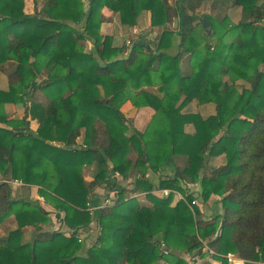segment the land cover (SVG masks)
<instances>
[{"label": "trees", "instance_id": "obj_1", "mask_svg": "<svg viewBox=\"0 0 264 264\" xmlns=\"http://www.w3.org/2000/svg\"><path fill=\"white\" fill-rule=\"evenodd\" d=\"M32 1L28 14L24 0H0V75L13 66L0 88V226L16 222L0 237V264H188L185 254L205 258L204 243L221 264L228 253L264 264V0H230L248 16L237 24L200 16L202 0H87L86 10L84 0ZM105 10L126 29L149 13L152 43L115 46L101 33ZM84 34L95 55L81 45ZM194 101L212 104L214 114L184 113ZM126 103L154 111L142 131L129 133ZM8 104L22 106V118H11ZM217 159L224 162L212 167ZM171 165L173 175L154 183L151 175ZM110 172L134 178L133 186L96 212L97 236L86 245L79 231L92 224L88 203L96 190L113 189ZM4 179L36 187L43 202L12 198ZM183 183H199V205L190 209ZM212 196L222 213L206 217L201 207ZM52 218L67 233L50 229Z\"/></svg>", "mask_w": 264, "mask_h": 264}, {"label": "rangeland", "instance_id": "obj_2", "mask_svg": "<svg viewBox=\"0 0 264 264\" xmlns=\"http://www.w3.org/2000/svg\"><path fill=\"white\" fill-rule=\"evenodd\" d=\"M24 1H25V12L28 14H32L34 12L33 1L32 0H24ZM176 1H178V0H169V2L171 4H174V2H176ZM84 3L86 6V8H85V10H86L88 1L84 0ZM144 13H146V15H147L146 16L147 18L145 17V21L143 20L144 14L142 13L138 17L137 27L131 28V29H126V28H121L118 25V23L116 22L113 14L111 12L105 10L103 13V23L101 25V33H103V32L106 33V31L111 33V34L106 33L103 35L113 36V39H114L113 44L115 46L125 45L128 48H131V46L135 43L141 44L143 42H146L148 44H151L152 40L154 39V36L156 34H155V32H153L149 29L150 28L149 13H147V12H144ZM198 13L200 16H204V15L209 16L213 20H215L216 22H221L224 18H226L230 23H233V24H237V23L242 22L244 20H248V19H244V18H246L244 15H242V17H241L237 14H234V6L231 5L230 0H202V5H201L200 9L198 10ZM174 19H177V18H174ZM172 26H173V23H172ZM84 36L87 38V40L83 41L81 43V45L85 48V50L87 52H91L92 54L95 55V47H94L93 41L89 40L87 35L84 34ZM178 43H179V38H175L173 45L175 47H177ZM168 53L172 54V55L176 54V52L174 53L171 50H169ZM188 64H189V58L185 57L182 60V71H184V72L188 71V70L190 71ZM12 70H13V66L8 64L5 66L4 70L2 71V73L0 75V88L1 89L6 90L8 88V75L12 72ZM224 81H229L228 77H225ZM244 86H247V85L242 83V82L238 83L239 89H241ZM151 92L156 93V89L155 88L151 89ZM35 98L37 101H39L41 103H44V101H45L42 94L39 92L35 95ZM213 107L214 106L212 104L199 105L196 103V101H194L191 104H189L188 106H186L183 109V112L184 113H199L203 117H207V116L211 115L212 113H214ZM4 109L6 110L8 115L11 116L13 119H20L23 116V107L22 106H14V105L8 104V105L4 106ZM142 109H149L152 112L151 117H149L150 116L149 114H145V115H144V113L139 114L140 113L139 111ZM121 111H122L123 115L125 116L127 123L130 125L129 133H131L134 130L142 131L148 125V123L150 122V120L152 119V117L154 115V111L151 108L143 107V108L137 109V108L133 107V105L131 103H126L122 107ZM33 125H34V123H33ZM80 143H81V141H80ZM131 158H134L133 154L131 155ZM223 162H224V160L220 159L219 161L212 162L211 166L216 167V166H218L219 163H223ZM174 164L177 168L180 169L181 167H183L184 161L182 158L176 157L174 160ZM95 172H96L95 166H91L89 168H86L84 170V177H85L86 181H88V182L91 181L95 175ZM111 174L114 175L115 173L111 172ZM119 177L116 178L115 185H114L113 189H109L107 187L102 188V190L100 191L101 193L100 194L94 193L92 198L94 200L100 199L101 201H103L104 198H106L107 196L110 199L112 198L111 196H113V195H114V197L115 196L117 197V193L120 190L129 191L133 186V184H130V183H133L134 178H129L128 180H123L121 177L120 178ZM110 179H113V178H111L109 175L107 181H110ZM1 180L2 179L0 178V181ZM4 181H12V180L4 179ZM11 183H13V182H11ZM185 184H187V183H185ZM186 186H184V184H183L184 189ZM11 187L13 189H18L17 191H19V192L16 195L21 196L22 198H25V199L29 198L30 199L31 196L35 195V193H32V191H33L32 189L24 187L26 189L22 190L21 189L22 187L15 186L14 184L11 185ZM34 188H36V187H34ZM131 197H132V195H131ZM33 200H35V198ZM35 201H38V200H35ZM92 203L97 204L96 202H92ZM215 205L217 206V204H215ZM215 205H213V206H215ZM206 208L208 210H210L211 204L209 206H206ZM96 217H97V214H94V217L92 218V224H93L95 231H96L95 225H96V219H97ZM2 224L0 226V237L6 236L12 227L10 224H7L6 221H4ZM52 226H54V225L50 224L49 228ZM14 228H15V226L12 229H14ZM31 234H32L31 231H28L24 235V240L26 242L30 241ZM83 235H85V234H83ZM79 236H80V239L82 240V235L80 234Z\"/></svg>", "mask_w": 264, "mask_h": 264}, {"label": "crops", "instance_id": "obj_3", "mask_svg": "<svg viewBox=\"0 0 264 264\" xmlns=\"http://www.w3.org/2000/svg\"><path fill=\"white\" fill-rule=\"evenodd\" d=\"M144 15V21H145V17L147 16L146 15V13H143ZM234 14H237V15H239V16H241L242 17V11H241V8L240 7H234ZM246 18H244V19H248V16L247 15H244ZM147 18V17H146ZM242 19V18H241ZM236 23V22H235ZM106 33H109L108 31H106ZM106 33H102V34H106ZM109 34H111V33H109ZM171 51L172 52H177V47H172V49H171ZM213 110H214V107H213ZM140 113L139 114H143L144 113V115L145 114H149L150 116L149 117H151V115H152V112L149 110V109H142V110H140L139 111ZM151 112V113H150ZM212 114H214V113H212ZM211 114V115H212ZM11 117V116H10ZM12 118V117H11ZM36 126H35V124L33 125V123H32V125H31V128L32 129H34ZM80 141H81V138L80 139H78V143H80ZM220 159H217V160H213L212 162H216V161H219ZM212 162L210 163V165L212 164ZM222 163H219L218 164V166L219 165H221ZM217 167V166H216ZM174 166H167L166 168H163L162 169V171H161V173H158V174H152L151 175V179L154 181V183H157V181L160 179V178H163V177H166V176H172L173 175V173H174ZM110 177L111 178H113L115 181H116V178H118L119 176L117 175V174H111V172H110ZM120 178V177H119ZM130 184H132V183H130ZM184 184V183H183ZM187 185V186H186ZM184 186H186L185 188L190 192V193H192V194H194V195H199V192H200V185L198 184V183H196V184H184ZM20 187V186H19ZM18 187V188H19ZM18 189H13L12 187H11V196H12V198H14V197H16L17 195V193L19 192V191H17ZM33 191H32V193H35V195L34 196H31L30 197V199L31 200H33L34 198H35V200H36V197L38 196L37 195V193H36V190H37V188H33L32 189ZM102 190V188L101 189H98V190H96L94 193H97V194H100L101 191ZM131 190V189H130ZM129 190V191H130ZM93 193V194H94ZM110 193V192H109ZM134 193H136V192H134ZM134 193H132V194H134ZM97 199V198H96ZM219 198L217 197V196H212L211 198H210V200L207 202V204H205V205H203L202 207H201V209H202V212H203V215L204 216H206V217H214V216H217V215H219V214H221L222 212H221V206H220V203H218L219 202ZM92 201L93 202H96V203H98V202H100L101 200L99 199V200H94L93 198H92ZM145 203H148V201H146L145 200ZM211 204V209L210 210H208L207 208H206V206H209ZM215 204H217V206L215 205ZM213 205H215V206H213ZM52 217H53V215H52ZM6 223L7 224H10L12 227H11V229L14 227V226H16V222H15V220H14V217L13 216H11V217H9V218H7L6 220ZM51 224H53L54 226H52V227H50V229H53V230H57V229H59V230H61V231H63V232H66L67 233V231H68V229L66 228V227H63V226H60V224L58 223L57 224V222H56V220H55V218H52V222H51ZM3 225V224H2ZM79 233L82 235V239H83V241H84V243L86 244V245H91L94 241H95V238H96V236H97V232L94 230V227H93V224H91V226H89V227H87V228H84V229H82V230H80L79 231ZM83 234H85V235H83ZM25 241V240H24ZM184 257H185V259L188 261V264H209L211 261H213V260H209V259H207L206 257L205 258H200V257H196V258H193V259H190V257L189 256H187L186 254L184 255ZM158 264H166V263H164V262H159Z\"/></svg>", "mask_w": 264, "mask_h": 264}, {"label": "built area", "instance_id": "obj_4", "mask_svg": "<svg viewBox=\"0 0 264 264\" xmlns=\"http://www.w3.org/2000/svg\"><path fill=\"white\" fill-rule=\"evenodd\" d=\"M6 183H8L9 185H15V186H20L22 187L23 186V183L21 181H4ZM13 182V183H11ZM187 194H192L190 193L186 188H185ZM152 194L154 195H158L159 197L161 198H165V197H168L170 194H173V203H178L179 201H184L185 202V196L180 194L179 192L177 191H171V190H168V189H162V190H157V189H154L152 191ZM112 198L110 199L108 196L106 198H104L103 201L101 202H98L97 204H94L92 203L93 201H90L88 203V211L91 215V217L93 218L94 217V214H96V212L100 211L101 209L107 207V206H111L112 203L116 200V196L114 197L111 196ZM114 197V198H113ZM145 197H146V194H139V193H134L132 194V198H137L141 203H145ZM193 197H194V200L191 202V205L189 206L190 209L192 206L194 205H199L200 204V200L198 198V195H194L193 194ZM36 200H38L39 202H43V198L40 197V196H37L36 197ZM161 250H162V254L164 255H167L169 254L170 250L167 249L165 247V245L163 243H161V246H160ZM202 254L205 255V257L209 260H213L211 261L209 264H221L220 262L218 261H215L213 259V257L216 255L215 252L210 249L207 245V243H204V247L202 249ZM202 258V257H200ZM224 259L226 260L227 264H244V261L241 260L240 258H238L236 255L234 254H231V253H228L227 255L224 256Z\"/></svg>", "mask_w": 264, "mask_h": 264}, {"label": "water", "instance_id": "obj_5", "mask_svg": "<svg viewBox=\"0 0 264 264\" xmlns=\"http://www.w3.org/2000/svg\"><path fill=\"white\" fill-rule=\"evenodd\" d=\"M209 26H210V23L206 19L202 21L203 29H207ZM173 29L174 30L178 29V19H174V21H173Z\"/></svg>", "mask_w": 264, "mask_h": 264}]
</instances>
